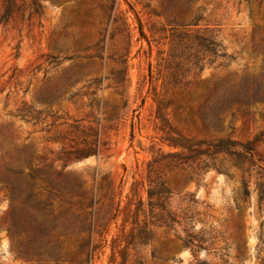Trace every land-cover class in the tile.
Returning a JSON list of instances; mask_svg holds the SVG:
<instances>
[{
	"label": "rangeland",
	"instance_id": "rangeland-1",
	"mask_svg": "<svg viewBox=\"0 0 264 264\" xmlns=\"http://www.w3.org/2000/svg\"><path fill=\"white\" fill-rule=\"evenodd\" d=\"M262 68L264 0H0V264H264V105L201 117Z\"/></svg>",
	"mask_w": 264,
	"mask_h": 264
},
{
	"label": "trees",
	"instance_id": "trees-1",
	"mask_svg": "<svg viewBox=\"0 0 264 264\" xmlns=\"http://www.w3.org/2000/svg\"><path fill=\"white\" fill-rule=\"evenodd\" d=\"M128 8L137 19L139 34L143 37L140 20L130 5H128ZM255 104L264 105V68L255 73L230 72L220 78L212 96L203 104L201 117L208 127L222 129L223 118L227 112L232 117H234L236 111L241 112L243 115H248L250 106ZM260 114L264 117V111ZM251 146L249 141L232 140L230 136L220 139L216 143L218 151L233 154L240 160L247 159L250 162L251 150H253ZM36 174L40 173L37 171ZM10 197L11 209H14L17 197L13 188L10 189ZM246 197L247 195L244 192L242 200H245ZM175 224L180 225L178 221L172 219L170 228L177 233L176 236L184 247L199 246L194 242H198L200 239H196L192 231L183 230V233H180L177 231Z\"/></svg>",
	"mask_w": 264,
	"mask_h": 264
}]
</instances>
